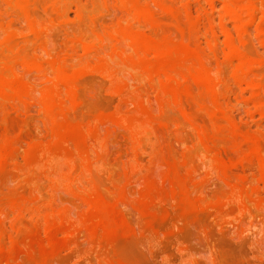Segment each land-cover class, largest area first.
<instances>
[{"label": "rangeland", "instance_id": "obj_1", "mask_svg": "<svg viewBox=\"0 0 264 264\" xmlns=\"http://www.w3.org/2000/svg\"><path fill=\"white\" fill-rule=\"evenodd\" d=\"M161 1L0 0V264H264V0Z\"/></svg>", "mask_w": 264, "mask_h": 264}, {"label": "bare ground", "instance_id": "obj_2", "mask_svg": "<svg viewBox=\"0 0 264 264\" xmlns=\"http://www.w3.org/2000/svg\"><path fill=\"white\" fill-rule=\"evenodd\" d=\"M159 1H160V0H159ZM162 1H163V0H162ZM162 1H161V2H162ZM251 1H252V0H251ZM251 1H250V2L248 1V3H251ZM113 2H114V1H113ZM161 2H158V3L161 4V6H162V3H163V2H162V3H161ZM166 2H167V1H166ZM244 2H245V1H244ZM257 2H258V1H257ZM257 2H256V4H259V3H257ZM29 3H30V2H29ZM46 3H47V2H46ZM53 3H54V2H53ZM110 3H111V2H110ZM228 3H229V2H228ZM106 4H107V3H106ZM240 4H241V3H240ZM253 4H254V2H253ZM256 4H255V6H256ZM34 5H35V4H34ZM247 5H248V4H247ZM251 5H252V4H251ZM149 6H150V5H149ZM163 6H164V5H163ZM118 7H119V6H118ZM120 7H121V6H120ZM165 7H166V6H165ZM165 7H164V8H165ZM232 7L234 8V6H232ZM237 7H238V6H237ZM243 7L245 8V13H247V12L249 13L250 10L248 11V9H246V8H249L250 5H249V7H248V6H243ZM252 7H253V6H252ZM256 7H257V6H256ZM136 8H137V7H136ZM154 8H155V7H154ZM166 8H167V7H166ZM228 8L231 9L230 7H228ZM244 8H243V9H244ZM149 9H150V8H149ZM234 9H236V8H234ZM237 9H238V8H237ZM237 9H236V11H237ZM249 9H250V8H249ZM252 9H253V8H252ZM58 10H59V9H58ZM176 10H177V8H176L175 10L171 11L172 14H173V12H175ZM130 11H131V10H130ZM137 11H138V9H137ZM150 11H151V14H150V15H153V14L156 15V14L153 12L154 10L152 11V10L150 9ZM155 11H156V10H155ZM166 11H168V10H166ZM228 11H229V10H228ZM232 11H233V10H232ZM234 11H235V10H234ZM234 11H233V13H234ZM125 12H126V11H125ZM138 12H139V11H138ZM140 12H141V11H140ZM156 12H157V11H156ZM179 12H180V10H179ZM237 12H238V11H237ZM163 13H165V12H163ZM169 13H170V12L168 11V14H169ZM175 13H176V18H177V16H178L177 13H178V12H175ZM175 13H174V14H175ZM180 13H181V12H180ZM243 13H244V12L241 11L242 16H243ZM245 13H244V14H245ZM159 14H160V13H159ZM159 14H158V15H159ZM170 14H171V13H170ZM178 14H179V13H178ZM235 14H236V13H235ZM239 14H240V11H239ZM126 15H127V14H126ZM154 15H153V16H154ZM158 15H157V16H158ZM246 15H247V14H246ZM128 16H129V15H128ZM128 16H127V17H128ZM130 16H131V15H130ZM237 16H238V15H237ZM249 16H250V15L248 14V15H247V18H248ZM127 17H126V18H127ZM139 17H140V16H139ZM141 17H142V16H141ZM165 17H166V14H165ZM167 17H168V16H167ZM124 18H125V17H124ZM161 18H163V17H161ZM161 18H160V21H161ZM172 18H173V17H172ZM129 19H130V18H129ZM138 19H140V18H138ZM170 19H171V16H170ZM170 19H169V20H170ZM173 19H174V18H173ZM173 19L171 20L172 22H173ZM178 19H179V18H178ZM235 19H236V18H234V20H235ZM142 20H143V19H142ZM142 20H141V21H142ZM157 20H159V19H157ZM163 20H164V19H163ZM163 20H162V21H163ZM243 20H244V18H243L242 20H240V22L238 21V23H241V21L244 22V21L247 20V19H245L244 21H243ZM131 21H132V20H131ZM138 21H139V23H140V20H138ZM171 21H170V22H171ZM133 22H134V21H133ZM136 22H137V19H136ZM142 22H143V21H142ZM150 22H152V21H150ZM178 22H179V24H180V21H179V20H178ZM181 22H182V21H181ZM144 23H145V22H144ZM147 24H148V23H147ZM155 24H156V23H155ZM157 24H158V23H157ZM165 24L170 25L169 22H168V23H165ZM175 24H176V21H175ZM241 24H242V23H241ZM36 25H37V24H36ZM40 25H41V24H40ZM152 25H153V24H152ZM161 25H162V24L159 23L158 26H161ZM37 26H38V25H37ZM148 26H149V25H147V27H148ZM158 26H157V25H155V26L153 25L152 27H157V28H158ZM163 26H165L164 23H163ZM171 26H172V25H171ZM181 26H182V24H181ZM183 26H184V25H183ZM152 27H151V28H152ZM166 27H167V29H171L170 26H169V28H168V26H166ZM173 27H174V26H173ZM173 27H172V28H173ZM11 28H12V27H11ZM149 28H150V27H149ZM151 28H150V29H151ZM159 28H160V27H159ZM159 28H158V29H159ZM174 28H176V27H174ZM158 29H157V30H158ZM162 29L164 30V28H162ZM186 29H187V28H186ZM157 30H156V31H157ZM173 30H174V29H173ZM183 30H184V28H183ZM153 31H155V30L153 29ZM156 31H155V32H156ZM159 31H160V30H159ZM159 31H158V32H159ZM170 31H171V30H170ZM151 32H152V31H151ZM174 32H175V31H174ZM176 32H178V30H176ZM165 33H166V34H170V33H168L167 31H165ZM179 33H180V32H179ZM190 33H191V32H190ZM242 33H243V32H242ZM154 34H155V33H154ZM161 34H162V33H161ZM161 34H160V35H161ZM171 34H173V33H171ZM175 35H177V33H176ZM183 35H184V34H183ZM76 36H77V35H76ZM169 36H170V35H169ZM120 37H121V36H120ZM240 37H241V36H240ZM70 38H71V37H70ZM94 38H95V37H94ZM97 38H98V37H97ZM154 38H155V37H154ZM164 38H165V37H164ZM164 38H163L162 40H160V41H163ZM166 38H168V36H166ZM173 38H174V37H173ZM120 39H121V38H120ZM140 39H141V38H140ZM155 39H157V38H155ZM172 40H174V39H172ZM98 41H99V40H98ZM128 41H129V40H128ZM157 41L160 43L159 40H157ZM175 41H176V40H175ZM80 42H81V41H80ZM84 42H85V41H84ZM119 42H120V41H119ZM124 42H125V41H124ZM129 42H130V41H129ZM210 42H211V41H210ZM240 42H241V41H240ZM240 42H238V44H239ZM76 43H77V42H76ZM163 43H164V42H163ZM165 43H166V42H165ZM236 43H237V42H236ZM116 44H117V43H116ZM146 44H147V43H146ZM168 44L173 45V43H170V42H169ZM238 44H237V45H238ZM240 44H241V43H240ZM124 45H125V44H124ZM126 45H127V44H126ZM161 45H162V44H161ZM163 45H164V44H163ZM237 45H236V47H237ZM2 46H3V45H2ZM146 46H147V45H146ZM192 46H193V45H192ZM75 47H76V46H75ZM135 47H136V46H135ZM163 47L165 48L166 46L164 45ZM231 47H232V46H231ZM234 47H235V46H234ZM130 48H131V47H130ZM170 48L172 49V47H170V46L168 47V46H167V49H170ZM215 48H216V47H215ZM240 48H242V47H240ZM116 49H117V48H116ZM118 49H119V48H118ZM161 49H163V48L161 47ZM167 49L165 48V50H166L165 52H166L167 54H169V52H171V53H173V57H175L176 54H174V52H172L171 49H170L171 51L168 50V52H167ZM212 49H213V48H212ZM245 49H246V48H245ZM4 50H5V49H4ZM84 50H85V49H84ZM231 50H232V48H231ZM6 51H7V50H6ZM73 51H74V50H73ZM130 51H131V50H130ZM155 51L157 52V51H158V48L155 49ZM114 52H115V51H114ZM152 52H153L152 55L154 56V53H156V52H154V50H153ZM152 52H151V53H152ZM162 52H163V50H162ZM177 52H179V51H177ZM177 52H175V53H177ZM0 53L2 54V52H0ZM10 53H11V52H10ZM10 53H8L9 56H10ZM66 53H67V52H66ZM119 53H120V52H119ZM139 53H140V51H139ZM166 53H165V54H166ZM231 53H232V52H231ZM6 54H7V53H6ZM21 54H22V53H21ZM21 54H20V55H21ZM53 54H54V53H53ZM55 54H56V53H55ZM125 54H126V53H125ZM140 54H141V53H140ZM145 54H146V53H145ZM157 54H159V55H157ZM157 54H156L157 56H160L161 52H160V53L157 52ZM178 54L181 55V53H178ZM4 55H5V53H4ZM11 55H12V54H11ZM64 55H65V54H64ZM114 55H115V54H114ZM141 55H142V54H141ZM147 55H148V54H147ZM149 55H150V54H149ZM152 55H151V57H152ZM7 56H8V55H7ZM13 56H14V55H13ZM13 56H12V57H13ZM167 56H168L169 58H166V59L169 60L171 55H167ZM176 56H177V55H176ZM0 57H1V56H0ZM2 57H3V56H2ZM2 57H1V58H2ZM5 57H6V56H5ZM18 57H19V56H18ZM58 57H59V56H58ZM144 57H146V56H144ZM180 57H181V56H180ZM205 57H206V56H205ZM6 58H7V57H6ZM56 58H57V57H56ZM148 58L150 59V57H148ZM171 58H172V56H171ZM191 58H192V57H191ZM246 58H247V57H246ZM2 59H4V58H2ZM7 59H8V58H7ZM9 59H10V57H9ZM18 59H19V58H18ZM18 59H16V60H18ZM57 59H58V58H57ZM60 59H61V58H59V60H60ZM66 59H67V58H66ZM140 59H141V58H140ZM161 59H164V60H165V58H163V57H162ZM188 59H189V58H188ZM194 59H195V58H194ZM202 59H203V58H202ZM208 59H209V58H208ZM244 59H245V58H244ZM62 60H63V59H62ZM127 60H128V59H127ZM150 60H152V59H150ZM153 60H154V58H153ZM210 60H212V59H210ZM9 61H10V60H9ZM49 61H50V60H49ZM67 61H68V59H67ZM129 61H130V60H129ZM185 61H186V60H185ZM188 61H192V60L190 59V60H188ZM239 61H240V59L238 60V62H239ZM1 62H2V61H1ZM4 62H7V61H4ZM4 62H3V63H4ZM14 62H15V61H14ZM56 62H57V61H56ZM63 62H64V61H63ZM63 62H62V63H63ZM103 62H104V61H103ZM209 62H210V61H209ZM242 62L244 63V62H246V61L244 60V61H241L240 63H242ZM176 63H177V62H176ZM190 63H192V64H194V65L197 64V63H195V60H194V63H193V62H190ZM190 63H189V64H190ZM206 63H207V62H206ZM0 64H1V63H0ZM11 64L14 65V63H11ZM25 64H26V63H25ZM30 64H31V63H30ZM41 64H42V63H41ZM45 64H46V63H45ZM55 64H56V63H55ZM57 64H59V61H58ZM57 64H56V65H57ZM64 64H65V62H64L63 64H61V65H64ZM178 64H179V63H178ZM192 64H191V65H192ZM247 64H248V63H247ZM249 64H250V63H249ZM1 65H2V64H1ZM8 65H10V64H7V66H8ZM22 65H24V64H22ZM31 65H32V64H31ZM47 65H48V63H47ZM61 65H60V66L58 65V67H59V68H62ZM65 65H66V64H65ZM175 65H176V64H175ZM175 65L171 64V66H170L171 71L168 73V77H170V80H169L170 82H171L172 80H173V82H174V80H175V82H174V83H175V86H176V81H177L178 88L181 89V90H183V93H182V92L179 93V91H177V93L179 94V97H178V98H179V99H180V98L183 99L185 95H184V96H182V95L184 94L185 91H186V92H188L189 90L191 91L193 83H190L191 80L188 81L189 76L185 75V74H187V73H185V71H186L187 69H186V70L184 71V73H183V71H180L179 68L176 70V67H177V66L180 67L179 65H181V63H180L179 65H176V67H175ZM197 65H198V64H197ZM239 65H240V64H239ZM5 66H6V63H5ZM7 66H6V68H7ZM14 66H15V65H14ZM33 66H34V65H33ZM45 66H46V65H45ZM163 66H164V65H163ZM173 66H174L175 68H174ZM184 66H185V64H184ZM237 66H238V65H237ZM237 66H235V67H237ZM246 66H247V65H246ZM249 66H250V65H249ZM11 67H12V66L8 67V69H6V68H5V69H6V70H11ZM49 67L51 68V66H49ZM64 67H65V66H64ZM157 67H158V66H157ZM186 67H187V66H186ZM197 67H198V66H197ZM244 67H245V66H244ZM2 68H3L2 71L5 72V70H4V64H3ZM42 68H43V67H42ZM47 68H48V67H47ZM50 68H49V71L52 70V69L50 70ZM59 68H58V69H59ZM151 68H152V67H151ZM181 68H182L181 70H183V65L181 66ZM188 68H189V67H188ZM246 68H247V67H246ZM43 69H44V68H43ZM43 69L40 70V71H43ZM135 69H138V68H135ZM140 69H141V68H140ZM142 69H143V68H142ZM170 69H169V70H170ZM172 69H173V70H172ZM184 69H185V68H184ZM200 69H201V68L199 67V70H200ZM46 70H47V69H46ZM46 70H45V71H46ZM59 70H60V69H59ZM63 70H64V69H63ZM138 70H139V69H138ZM138 70H137V71H138ZM159 70H160V69L158 68V71H159ZM189 70H190V68H189ZM189 70H188V71H189ZM192 70H193V69H192ZM238 70H239V69H238V67H237V71H238ZM243 70H244V69H243ZM245 70H246V69H245ZM0 71H1V68H0ZM2 71H1V73L4 74ZM14 71H15V70H14ZM14 71H13V72H14ZM38 71H39V70H38ZM54 71H55V70H54ZM54 71H52V72H54ZM65 71H66V70H65ZM166 71L168 72V70H166ZM188 71H187V72H188ZM190 71H191V70H190ZM203 71H204V70H203ZM218 71H219V70H216L217 73H218ZM235 71H236V70H235ZM8 72H9V71H8ZM11 72H12V71H11ZM11 72H9L8 77H9V75L11 74ZM16 72H17V71H16ZM16 72H15V73H16ZM141 72H142V71H141ZM193 72L195 73L194 70H193ZM210 72H211V71H210ZM214 72H215V71H214ZM214 72H213V73H214ZM231 72H233V71H231ZM238 72H239V71H238ZM38 73H39V72H38ZM43 73H44V72H43ZM47 73H48V72H47ZM50 73H51V72H50ZM50 73H49V74H50ZM142 73H143V72H142ZM142 73H141V74H142ZM147 73H148V72H147ZM160 73H161V72L159 71V74H160ZM163 73H164V72H163ZM189 73H190V72H189ZM196 73H197V76H199V75H198L199 72L196 71ZM206 73H207V72H206ZM213 73H212V75H213ZM217 73H216V74H217ZM6 74H7V73H6ZM16 74H17V73H16ZM44 74L46 75V73H44ZM161 74H162V73H161ZM190 74H191V73H190ZM204 74H205V73H204ZM219 74H220V73H219ZM13 75H14V74H13ZM13 75H12V76L10 75V76H11L12 78H15V77H13ZM42 75H43V74H42ZM42 75H40V76H42ZM51 75H52V74H51ZM51 75H50V77H51ZM184 75H185V76H184ZM192 75H193V73H192ZM200 75H201V74H200ZM43 76H44V75H43ZM69 76H70V75H68L67 77H69ZM143 76H145V75H143ZM207 76H208V75H207ZM207 76H206V77H207ZM213 76H215V74H214ZM219 76L221 77V75H219ZM250 76H251V75H250ZM4 77H5V76H4ZM6 77H7V76H6ZM11 77H10V78H11ZM52 77H53V75H52ZM161 77H162V76H161ZM163 77H164V80H165V77H167V76L164 75ZM168 77H167V78H168ZM184 77H185V78L187 77L186 80H187L188 82H186V80L184 79ZM193 77H194V76H193ZM208 77H209V76H208ZM216 77H217V76H216ZM216 77H215V78H216ZM220 77H219V78H220ZM242 77H243V76H242ZM46 78H47V77H46ZM53 78H54V77H53ZM69 78H71V77H69ZM171 78H172V79H171ZM215 78H214V79H215ZM237 78H240V77H237ZM3 79H4V78H3ZM47 79H49V78H47ZM160 79H161V78H160ZM168 79H169V78H168ZM168 79H167V80H168ZM240 79H241V78H240ZM51 80H52V79H51ZM54 80H55V79H54ZM143 80H144V79H143ZM181 80H182V82H181ZM184 80H185V81H184ZM192 80H193V78H192ZM204 80H205V79H204ZM219 80H220V79H219ZM237 80H238V79H237ZM245 80H246V79H245ZM254 80H255V79H254ZM47 81H49V80H47ZM47 81H46V82H47ZM52 81H53V80H52ZM193 81H195V80H193ZM193 81H191V82H193ZM196 81H197V80H196ZM199 81H200V80H199ZM199 81H198V82H199ZM202 81H203V80H201L200 82H202ZM243 81H244V80H243ZM5 82H6V81H5ZM53 82H54V81H53ZM57 82H58V81H57ZM209 82H210V81H209ZM67 83H68V82H67ZM166 83L168 84L169 82H166ZM184 83L187 84V85H189L188 83H190L189 87H191V89H189V87H186ZM194 83H195V82H194ZM203 83H204V82H203ZM217 83H218V82H217ZM46 84H47V83H46ZM49 84H50V82H49ZM183 84H184V85H183ZM191 84H192V85H191ZM200 84H201V83H200ZM209 84H210V83H209ZM211 84H212V83H211ZM211 84H210V85H211ZM252 84H254V86H253ZM257 84H258V83H257ZM4 85H5V84H4ZM194 85H196V83H195ZM214 85H215V84H214ZM220 85H222V83H221ZM220 85H219V86H220ZM246 85H247V84H246ZM248 85H250V84H248ZM18 86H19V85H18ZM29 86H30V85H29ZM55 86H56V85H55ZM61 86H62V85H61ZM169 86H170V85H169ZM198 86H201V85H199V84L197 83V87H198ZM204 86H205V85H204ZM207 86H208V84H207ZM21 87H22V86H21ZM27 87H28V86H27ZM64 87H65V86H64ZM158 87H160V86H158ZM251 87L254 88V87H255V83L252 82V83H251ZM152 88H153V86H152ZM165 88H166V87H165ZM172 88H173V87H172ZM201 88H202V86H201ZM217 88H218V86H217ZM62 89H64V88H62ZM69 89H70V88H69ZM193 89H194V87H193ZM198 89H199V87H198ZM202 89H204V88H202ZM202 89H201V90H202ZM205 89H206V88H205ZM7 90H8V89H6V92H8ZM9 90H10V88H9ZM70 90H71V89H70ZM194 90H195V89H194ZM201 90H200V94H199V93H198V94H199V95H202V96L205 95V94H203V92H205V91L202 90L203 92H201ZM208 90H209V88H208ZM220 90H221V88H220ZM259 90H260V89H259ZM26 91H27V90H26ZM75 91H76V90H75ZM152 91H153V90H152ZM154 91H155V90H154ZM162 91H164V90L162 89ZM198 91H199V90H198ZM210 91H211V90H210ZM216 91H218V89H217ZM31 92H32V91H31ZM192 92H196V91H192ZM192 92H191V94H192ZM18 93H19V92H18ZM44 93H45V91H44ZM62 93L64 94L65 92H62ZM159 93H160V92H159ZM162 93H163V92H162ZM164 93H165V92H164ZM166 93H167V92H166ZM171 93H172V91H171ZM205 93H207V92H205ZM216 93H218V92H216ZM31 94H32V93H31ZM76 94H77V93H76ZM180 94H182V95H180ZM187 94H188V93H187ZM187 94H186V95H187ZM195 94H196V93H195ZM195 94H192V95L194 96ZM198 94H197V95H198ZM208 94H209V93H207V95H208ZM162 95H163V94H162ZM165 95H166V94H165ZM188 95H189V94H188ZM199 95H198V96H199ZM218 95L220 96L221 94L219 93ZM40 96H43V94L40 95ZM44 96H45V95H44ZM70 96H71V95H70ZM166 96L169 97L170 94H169V96H168V94H167ZM195 96H196V95H195ZM209 96H210V95H209ZM209 96H208V97H209ZM13 97H15V96H13ZM62 97H63V96H62ZM162 97H163V96H162ZM171 97H172V95H171ZM190 97H191V96H190ZM211 97H212V96H211ZM19 98H20V97H19ZM22 98H23V97H22ZM27 98H28V97H27ZM31 98H32V97H31ZM47 98H48V97H47ZM49 98H51V97H49ZM56 98H58V97H56ZM165 98H166V97H165ZM172 98H173V97H172ZM185 98H186V99H184L185 101L187 100V101L190 102L189 98L187 99V96H185ZM198 98L202 99L200 96H199ZM203 98L205 99V96H204ZM206 98H207V96H206ZM20 99H21V98H20ZM29 99H30V97H29ZM42 99H43V97H42ZM53 99H54V98H53ZM60 99H61V98H60ZM60 99H59V100H60ZM76 99H77V97H76ZM190 99H192V98H190ZM204 99H203V100H204ZM15 100H17L16 97H15ZM18 100H19V99H18ZM18 100H17V103H18ZM62 100H63V99H62ZM77 100H78V99H77ZM82 100H83V99H82ZM160 100H162V98H161ZM169 100H171V99H169ZM169 100H168V102H169ZM176 100H177V103H179V102L181 101V100H178V99H176ZM184 100H182V101L184 102ZM203 100H202V101H203ZM206 100H207V99H206ZM43 101H46V100L44 99ZM52 101H54V100H52ZM79 101H80V100H79ZM182 101H181V103H182ZM191 101H192V100H191ZM202 101L200 100L199 102H202ZM208 101H209V100H208ZM3 102H4V101H3ZM9 102H10V101H9ZM41 102H42V101H41ZM56 102H57V101H56ZM60 102H61V101H60ZM168 102H166V103L169 105ZM209 102H210V101H209ZM209 102H208V104H209ZM4 103H6V102H4ZM12 103H13V102H11V104H12ZM14 103H15V102H14ZM69 103H70V102H69ZM177 103H176V105H177ZM181 103H180V105H181ZM194 103H195V102H194ZM194 103H193V104H194ZM203 103H204V102H203ZM22 104H23V103H22ZM54 104H56V103H54ZM57 104H59V106L61 107L60 103L57 102ZM57 104L54 105L53 109H54V108L56 109V107H58ZM62 104H63V103H62ZM64 104H67V103H64ZM163 104H165V102H164ZM172 104H173V103H172ZM172 104H171V105H172ZM183 104H184V103H183ZM67 105H68V104H67ZM76 105H77V104H76ZM171 105H170V106H171ZM195 105H196V104H195ZM209 105H210V104H209ZM2 106H3V105H2ZM45 106H46V104H45ZM162 106H163V105H162ZM178 106H179V105H178ZM182 106H183V105H182ZM182 106H179V107L181 108ZM196 106H197V105H196ZM199 106H200V105L198 104V107H199ZM211 106H212V104H211ZM259 106H260V105H259ZM160 107H161V106H160ZM164 107H165V106H164ZM175 107H176V106H175ZM214 107H215V106H214ZM214 107H213V108H214ZM13 108H14V107H13ZM21 108H22V107H21ZM58 108H59V107H58ZM162 108H163V107H162ZM165 108H166V107H165ZM167 108H168V106H167ZM171 108H172V107H171ZM173 108H174V107H173ZM184 108H185V107H184ZM196 108H197V107H196ZM260 108H261V107H260ZM9 109H10V108H9ZM15 109H16V108H15ZM51 109H52V108H51ZM55 109H54V110H55ZM61 109H63V108H61ZM214 109H215V108H214ZM262 109H263V108H262ZM57 110H58V109H57ZM59 110H60V109H59ZM184 110H185V109H184ZM186 110H187V109H186ZM45 111H46V110H45ZM47 111H48V110H47ZM66 111H67V110H66ZM162 111H164V110H162ZM162 111H161V112H162ZM182 111H183V110H182ZM188 111H189V110H188ZM200 111H201V109H200ZM204 111H205V108H204ZM15 112H16V111H15ZM40 112H41V111H40ZM48 112H49V111H48ZM64 112H65V111H64ZM159 112H160V111H159ZM170 112H171V111H170ZM185 112H186V111H185ZM185 112H182V113H185ZM190 112H191V111H190ZM190 112H188V113H190ZM202 112H203V111H202ZM207 112H208V111H207ZM210 112H211V111H210ZM54 113H55V116H57V117L59 116L58 113H57V115H56V112H54ZM165 113H166V111H165ZM204 113H205V112H204ZM151 114H152V113H151ZM206 114H208V113H206ZM1 115H2V114H1ZM1 115H0V117H1ZM53 115H54V114H53ZM66 115H67V114H66ZM66 115H65V116H66ZM179 115H181V114H179ZM185 115H186V114H185ZM261 115H263V114H261ZM50 116H51V115H50ZM55 116H54V117H55ZM117 116H118V115H117ZM142 116H143V115H142ZM151 116H152V115H151ZM160 116H161V115H160ZM181 116H182V115H181ZM6 117H7V116H6ZM57 117H56V119H57ZM59 117H60V116H59ZM120 117H121V115H120ZM163 117H164V116H163ZM182 117H183V116H182ZM67 118H68V117H67ZM67 118L65 117V119H64V117H62V118H59V119H61V120L63 119V121H67V120H68ZM152 118H153V117H152ZM209 118H210V115H209ZM217 118H218V117H217ZM59 119H57L56 121H58ZM66 119H67V120H66ZM150 119H151V118H150ZM185 119H186V118H185ZM187 119H188V118H187ZM191 119H192V117H191ZM210 119H211V118H210ZM214 119H216V117H214ZM214 119L212 118V120H214ZM5 120H6V119H5ZM53 120H55V119H53ZM70 120H71V119H70ZM127 120H128V119H127ZM143 120H144V119H143ZM56 121H55V122H56ZM134 121H135V120H134ZM150 121H151V120H150ZM160 121H161V120H160ZM188 121H189V120H188ZM219 121H220V120H219ZM221 121H222V120H221ZM221 121H220V122H221ZM113 122H114V121H113ZM128 122H129V121H128ZM223 122H224V121H223ZM7 123H8V122H7ZM85 123H86V122H85ZM91 123H92V122H91ZM114 123H115V122H114ZM123 123H124V122H123ZM123 123H122V124H123ZM129 123H130V122H129ZM136 123H137V122H136ZM158 123H159V122H158ZM166 123H167V122H166ZM186 123H187V122H186ZM120 124H121V123H120ZM124 124H125V123H124ZM141 124H142V123H141ZM175 124H176V123H175ZM211 124H212V121H211ZM225 124H226V123H225ZM51 125H52V124H51ZM117 125H118V124H117ZM137 125H140L139 121H138ZM145 125H146V124H145V122H144V126H145ZM147 125H149L148 127H151L152 124L147 123ZM165 125H166V124H165ZM179 125H180V124H179ZM192 125H193V124H192ZM214 125H215V124H214ZM214 125H213V128H214ZM91 126H92V125H91ZM141 126H143V125H141ZM160 126H161V125H160ZM200 126H201V125H200ZM216 126H217V125H216ZM22 127H23V126H22ZM87 127H88V126H87ZM113 127H114V126H113ZM146 127H147V126H146ZM195 127H196V126H195ZM89 128H90V127H89ZM91 128H92V127H91ZM23 129H24V128H23ZM26 129H27V128H26ZM215 129H216V128H215ZM215 129H214V130H215ZM194 130H195V129H194ZM211 130H213V129H211ZM220 130H221V128H220ZM57 131H58V130H57ZM199 132H200V131H199ZM213 132H214V131H213ZM213 132H212V133H213ZM218 132H219V131H218ZM204 133H205V131H204ZM208 133H209V130H208ZM209 134H210V133H209ZM213 134H214V133H213ZM215 134H216V133H215ZM204 135H205V134H204ZM217 135H218V134H217ZM206 136H207V135H206ZM208 136H209V135H208ZM211 136H212V135H211ZM52 137H53V136H52ZM199 137H200V136H199ZM212 137L215 138L214 135H213ZM212 137H211V140H212ZM216 137H217V136H216ZM56 138H57V136H56ZM203 138H204V137H203ZM209 138H210V136H209ZM222 138H223V137H222ZM200 139H201V138H200ZM207 139H208V138H207ZM216 139H218V138H216ZM225 139H226V138H225ZM57 140H58V138H57ZM201 140H202V139H201ZM208 140H209V139H208ZM59 141H60V140H59ZM61 141H62V140H61ZM202 142H203V141H202ZM205 142H206V141H205ZM211 142H212V141H211ZM213 142H214V140H213ZM215 142H216V141H215ZM204 144H205V143H204ZM209 144H210V143H209ZM213 144H214V143H213ZM217 144H218V142H217ZM228 144H229V143H228ZM232 144H233V143H232ZM29 145H30V144H29ZM70 146H71V145H70ZM206 146H208V144H207ZM215 146H217V145H215ZM233 146H234V145H233ZM237 146H238V145H237ZM237 146H236V147H237ZM249 146H250V145H249ZM68 147H69V146H68ZM218 147H219V148H218ZM220 147H222V146H219V145H218L217 148H214V145H213V147L211 148V145H210L209 149H210V148H211V149H213V148L216 149L217 152H215L214 149H213V151H214L215 154H217L221 149L224 150V148H220ZM241 148H242V147H241ZM71 149H72V148H71ZM217 149H218V150H217ZM73 150H74V149H73ZM237 150H238V149H237ZM213 151H211V152H213ZM221 151H222V150H221ZM221 151H220V152H221ZM233 151H234V150H233ZM238 151H240V150H238ZM222 152H223V151H222ZM222 152H221V153H222ZM229 152H230V151H229ZM234 152H236V150H235ZM244 152H245V151H244ZM204 153H205V152H204ZM74 154H75V153H74ZM219 154H220V153H219ZM219 154H218V155H219ZM236 154H238V152H237ZM239 154H240V152H239ZM63 155H64V154H63ZM63 155H62V156H63ZM71 155H72V154H71ZM75 155H76V154H75ZM75 155H74V156H75ZM213 155H214V154H212V157H213ZM220 155H221V154H220ZM234 155H235V154H234ZM208 156H209V155H208ZM210 156H211V154H210ZM221 156H222V155H221ZM215 157H216V156H214L213 158L215 159ZM219 157H220V156H219ZM53 158H54V157H53ZM64 158H65V157H64ZM72 158H73V157H72ZM72 158H71V159H72ZM81 158H82V157H81ZM217 158H218V157H216V159H217ZM234 158H235V157H234ZM58 159H59V158H58ZM61 159H63V158H61ZM65 159H66V158H65ZM68 159H69V158H68ZM218 159H219V158H218ZM237 159H238V158H237ZM240 159H241V158H240ZM255 159H256V158H255ZM220 160H222V157L220 158ZM71 161H72V163H73V160H71ZM223 161H224V159H223ZM225 161H226V160H225ZM232 161H233V160H232ZM235 161H236V160H235ZM226 162H227V161H226ZM263 162H264V160H263V161L261 160V163H263ZM173 163H174V162H173ZM258 163H259V161H258ZM69 164H70V163H69ZM243 164H244V163H243ZM243 164H242V165H243ZM216 166H217V165H216ZM263 166H264V163H263ZM255 167H256V166H255ZM179 168H180V167H179ZM226 168H227V167H226ZM216 169H217V168H216ZM227 169H229V168H227ZM189 170H190V169H189ZM225 170H226V169H225ZM257 170H258V169H257ZM260 170H261V169H260ZM227 172H228V171H227ZM227 172H226L225 174H228ZM188 173H189V172H188ZM256 173H257V172H256ZM166 174H167V173H166ZM73 175H75V174L73 173ZM186 175H187V174H186ZM230 175H231V174H230ZM239 175H240V174H239ZM259 175H260V174H259ZM168 176H169V175H168ZM261 176H262V175H261ZM166 177H167V176H166ZM182 177H183V176H182ZM219 177H220V176H219ZM222 177H223V176H222ZM224 177H225V176H224ZM262 177H263V176H262ZM228 178H229V177H228ZM232 178H233V176H232ZM235 178H236V177H235ZM257 178H258V177H257ZM260 178H261V177H260ZM226 179H227V177H226ZM227 180H229V179H227ZM189 181H191V180H189ZM225 181H226V180H225ZM233 181H234V180H233ZM236 181H237V180H236ZM236 181H235V182H236ZM185 182H186V181H185ZM193 182H194V181H193ZM261 182H262V181H261ZM75 183H76V182H75ZM231 183H232V181H231ZM236 183H237V182H236ZM238 183H239V182H238ZM239 184H240V183H239ZM248 184H249V183H248ZM169 185H170V184H169ZM234 185H237V184H234ZM230 186H231V185H230ZM232 186H233V185H232ZM161 187H162V186H161ZM170 187L172 188V186H170ZM174 187H175V186H174ZM186 187H187V186H186ZM237 188H238V187H237ZM237 188H236V190H237ZM175 189H176V188H175ZM188 189H189V188H188ZM234 189H235V188H234ZM234 189H232V190H234ZM236 190H235V191H236ZM252 190H253V189H252ZM73 191H74V190H73ZM162 191H163V190H161V192H162ZM262 191H263V190H262ZM231 192H232V191H231ZM236 192H237V191H236ZM239 192H241V191H239ZM253 192H254V190H253ZM253 192H252V193H253ZM255 193H256V190H255ZM177 194H178V193H177ZM76 195H77V194H76ZM82 195H83V194H82ZM160 195H161V194H160ZM175 195H176V194H175ZM175 195H174V196H175ZM239 195H240V194H239ZM239 195L237 194V196H239ZM123 196H124V195H123ZM153 196H154V195H153ZM229 196H230V195H229ZM232 196H233V195H232ZM255 196H256V195H255ZM257 196H258V195H257ZM260 196H261V195H260ZM169 197H170V196H169ZM22 198H23V197H22ZM81 198H82V197H81ZM95 198H96V197H95ZM123 198H124V197H123ZM158 198H159V197H158ZM238 198H239V197H238ZM153 199H155V198H153ZM160 199H161V198H160ZM164 199H165V198H164ZM164 199H163V200H164ZM172 199H174V198H172ZM232 199H233V198H232ZM239 199H240V198H239ZM252 199H253V198H252ZM261 199L264 200L263 198H261ZM83 200H84V199H83ZM88 200H89V199H88ZM158 200H159V199H158ZM165 200H166V199H165ZM167 200H168V199H167ZM170 200H171V199H170ZM20 201H21V200H20ZM84 201H85V200H84ZM173 201H174V200H173ZM256 201H257V200H256ZM26 202H27V201H26ZM26 202H25V203H26ZM108 202H109V201H108ZM163 202H164V201H163ZM165 202H166V201H165ZM234 202H235V201H234ZM251 202H252V201H251ZM157 203H158V202H157ZM159 203H160V202H159ZM174 203H175V201H174ZM15 204H16V203H15ZM255 204H256V203H255ZM260 204H261V203H260ZM16 205H17V204H16ZM20 205H22V204L20 203ZM24 205H25V204H24ZM88 205H89V204H88ZM161 205H162V204H161ZM167 205H168V204H167ZM169 205H170V204H169ZM245 205H246V203H245ZM258 205H259V203H258ZM37 206H38V205H37ZM22 207H23V206H22ZM22 207H21V208H22ZM152 207H153V206H152ZM259 207H260V206H259ZM11 208H12V206H11ZM34 208H35V207H34ZM34 208H33V209H34ZM149 208H151V206H149ZM15 209H16V208H15ZM155 209H156V208H155ZM19 210H20V209H19ZM142 210H143V209H142ZM147 210H148V209H147ZM149 210H150V209H149ZM151 210H152V209H151ZM0 211H1V209H0ZM13 212H14V211H13ZM152 212H153V211H152ZM154 212H155V211H154ZM5 213H6V212H5ZM3 214H4V213H3ZM0 215H1V214H0ZM108 215H109V214H108ZM2 217H3V216H2ZM153 217H154V216H153ZM1 219H2V218H1ZM93 220H95V219H93ZM121 221H122V220H121ZM83 225H84V224H83ZM104 225H105V224H104ZM83 227H84V226H83ZM29 228H31V227H29ZM66 229H67V228H66ZM84 229H85V228H84ZM95 229H96V228H95ZM13 230H14V229H13ZM0 231H1V230H0ZM34 231H35V230H34ZM98 231H99V230H98ZM19 232H20V231H19ZM92 232H93V231H92ZM103 232H104V231H103ZM0 233H1V232H0ZM22 233H23V232H22ZM69 233H70V232H69ZM29 234H30V233H29ZM73 234H74V233H73ZM95 234H96V232H95ZM10 235H11V234H10ZM92 235H93V234H92ZM12 236H13V235H12ZM102 236H103V235H102ZM97 237H98V236H97ZM12 238H13V237H12ZM23 238H24V237H23ZM89 238H90V237H89ZM14 239H16V238H14ZM18 239H19V238H18ZM0 240H1V239H0ZM28 240H29V239H28ZM89 240H90V239H89ZM9 241H10V240H9ZM11 241H12V240H11ZM97 241H98V240H97ZM101 241H102V240H101ZM9 243H10V242H9ZM11 243H12V242H11ZM35 243H36V242H35ZM39 243H40V242H39ZM18 244H20L19 240H18ZM24 244H25V243H24ZM30 244H31V243H30ZM36 244H37V243H36ZM30 246H31V245H30ZM36 246H37V245H36ZM108 246H109V245H108ZM10 247L13 249L12 245H11ZM22 247H23V246H22ZM31 247H32V246H31ZM14 248H15V247H14ZM35 248H36V247H35ZM24 250H25V248H24ZM26 250H27V249H26ZM26 250H25V251H26ZM34 250H35V249H34ZM13 252H15V251H13ZM13 252H12V253H13ZM33 252H34V251H33ZM44 252H45V251H44ZM12 253H11V254H12ZM15 255H16V254H15ZM36 255H37V254H36ZM108 255H109V254H108ZM12 256H13V255H12ZM107 257H108V256H107ZM27 258H28V257H27ZM20 259H21V258H20ZM37 260H38V259H37Z\"/></svg>", "mask_w": 264, "mask_h": 264}]
</instances>
